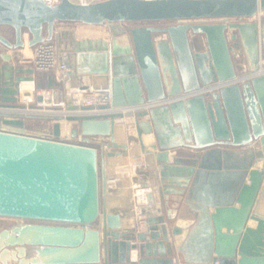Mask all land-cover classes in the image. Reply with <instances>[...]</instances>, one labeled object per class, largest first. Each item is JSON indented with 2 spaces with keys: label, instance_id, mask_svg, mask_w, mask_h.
Here are the masks:
<instances>
[{
  "label": "water",
  "instance_id": "1",
  "mask_svg": "<svg viewBox=\"0 0 264 264\" xmlns=\"http://www.w3.org/2000/svg\"><path fill=\"white\" fill-rule=\"evenodd\" d=\"M263 10L264 0H0V25L15 31L13 40L0 32L1 45L55 39L69 68L68 90L60 94L67 114L11 112L43 109L41 94L28 105L19 98L21 82L43 85L32 66L0 53V216L41 221L0 230V264H175L178 256L180 264H264V74L236 80L237 53L250 72L264 57V18L257 20ZM58 21L109 24L111 38H76L73 30L56 29ZM162 21L170 22L155 24ZM192 36H204L205 48L194 49ZM77 81L110 87L108 107L139 109L73 114L93 108L74 104ZM214 81L234 82L170 99ZM58 85L48 74L46 87ZM124 116L134 117L141 141L153 134L158 146L147 152L158 164V190L148 193L141 229L101 211L106 158L122 151L89 145L107 137L109 146L128 150L115 138L116 118ZM29 118L51 120L53 137L25 133ZM63 120L80 143L59 139ZM179 148L195 152L182 155Z\"/></svg>",
  "mask_w": 264,
  "mask_h": 264
},
{
  "label": "crops",
  "instance_id": "2",
  "mask_svg": "<svg viewBox=\"0 0 264 264\" xmlns=\"http://www.w3.org/2000/svg\"><path fill=\"white\" fill-rule=\"evenodd\" d=\"M85 38V37H82ZM96 38H100V37H96ZM162 38H165L164 36ZM192 40H193V47L194 49H203L205 48V41H204V36H192ZM105 39V38H102ZM108 40V39H106ZM28 49H31V47L29 48L28 45H26V47L24 48H20V49H9L6 48L5 46L0 44V53L1 54H9L11 56V62L14 64H17V62L15 63V52L19 53V61L18 64L20 65H24V66H30L29 64H27L24 60L25 58H27V56H29L28 53ZM27 50V51H26ZM26 52V53H25ZM242 53V52H241ZM240 53V54H241ZM238 57V56H237ZM242 59V60H241ZM240 61H237V68H238V72L242 71L241 70V62H246V60L244 58H241ZM48 74H52V72H40L37 79L38 81L43 85V88H46V83L48 80ZM76 84H81L80 81H77ZM75 84V85H76ZM68 80L66 82V84L64 85V87H60L57 86L55 89H53L51 91V104L54 103H59L61 101V99H64L65 97L61 96L65 95L67 90H68ZM73 87V86H72ZM33 92V90H32ZM50 95V96H51ZM41 112H45V111H41ZM127 121H130V123H132V126H134L133 128H135V124H134V118L133 117H129L127 118ZM27 134H32V135H37V136H42V137H51V134H46V135H42V134H33L30 133L32 131L29 130V126L26 123V126L23 129ZM134 136L136 137L139 145H140V140L139 137L137 135L136 129H134ZM45 132H52L50 128L46 129ZM115 137L117 138L116 141L117 142H121V143H125L124 141H122L121 138L117 137V134L115 133ZM79 139V138H78ZM80 140V139H79ZM109 139L107 137H94L92 138V140L90 141L89 145L95 146L99 152H116L121 150L122 154L121 155H115V156H107L106 158V175H107V182H106V187H107V195H101V211L104 208H107V210L109 212H114V213H119L121 215L122 221H123V225L124 226H136L139 229L144 227V216L141 214V211L143 210L144 206L147 204H150L151 202L147 201V202H142L139 197H137V194L135 193V191L137 189H139L140 187H142V183L143 182H148V174H146L144 172V170H142L141 168V172H138L136 174L135 177H130L129 175L125 174V170H123L122 165L125 163V156L126 155H131L130 153H132V148L129 147L128 150H122L120 148H114L108 145V141ZM141 147V145H140ZM158 149L157 146V142L155 141V147L151 149V151H156ZM176 153L182 154V155H187L190 154L192 152H194L193 150L189 149V148H179L175 151ZM171 155H173V152H171ZM152 156V157H151ZM147 156L143 154V158H141V161L139 162H143L145 160ZM149 157H151V163L149 165V170H151V174H152V178H153V185L156 183V179H157V172H158V164L156 162V160L154 159L153 154H150ZM259 162L257 160H255L254 162V167L259 168V169H263V165L261 163V166H257L256 163ZM144 163V162H143ZM102 184V181H101ZM257 224V222L253 219H249V221L247 222V226L249 227H255ZM93 227H99L98 222H96ZM1 230V229H0ZM134 252V251H133ZM176 263L180 264L183 262L182 258L180 256L177 257V259L175 260Z\"/></svg>",
  "mask_w": 264,
  "mask_h": 264
},
{
  "label": "built area",
  "instance_id": "3",
  "mask_svg": "<svg viewBox=\"0 0 264 264\" xmlns=\"http://www.w3.org/2000/svg\"><path fill=\"white\" fill-rule=\"evenodd\" d=\"M47 4H57L61 2V0H43ZM75 3H81V4H89L101 0H70ZM264 18V10L260 11L257 14V20L261 21ZM61 23H79V22H66V21H60ZM33 49V54L30 57L25 58V62L32 66L36 71L38 72H52L54 75L56 81L59 83L58 86L64 87L66 84L69 74V68L65 63L62 62L63 59V54L60 50L59 44L57 40H45L43 42H40L36 44L35 46L32 47ZM239 56V53L236 54ZM242 71L245 73L241 76H238L236 78L237 81H244L245 79L257 75H262L264 74V57L261 55L260 57V64L259 67L256 71L250 72L248 71V67L246 62L242 64ZM35 83V81H33ZM234 82V81H214L209 85L203 86L201 89L190 91V92H181L178 93L170 99H183V98H188L190 96H194L200 93H212L214 91H218L221 87ZM36 86V83H35ZM57 87V86H56ZM55 89V88H54ZM53 89L50 88H34L33 90V100H30L29 102H26L24 98H22V95L19 96L20 101L23 103H26L27 105L30 103L36 102V96L37 94H41L44 96V100H51V91ZM71 92H72V98L74 104L81 108V107H93L92 109H87V110H82V109H77L75 111H72L73 114H106L110 112H115V111H120V112H126L129 111L130 108L134 109L135 111L138 110L139 108L137 107H132V106H120L117 108L113 107H108L113 99V93L110 87L106 88H94L91 85H84V84H76L73 87H71ZM51 95V96H50ZM58 105L63 108V113L67 114L68 111L65 110L66 103L65 99H61L59 103H54L51 104L50 102L48 105ZM43 105L47 106V104ZM99 106H103L106 108L98 109ZM13 112L14 110H10ZM58 112V111H57ZM73 125H69V128L67 130L62 131L61 139L62 141H67V142H72L70 141V137L72 136L71 130H72ZM26 133V132H25ZM53 134L51 137L52 138ZM75 143V142H73ZM87 227H90V225H87ZM178 264V263H175Z\"/></svg>",
  "mask_w": 264,
  "mask_h": 264
},
{
  "label": "rangeland",
  "instance_id": "4",
  "mask_svg": "<svg viewBox=\"0 0 264 264\" xmlns=\"http://www.w3.org/2000/svg\"><path fill=\"white\" fill-rule=\"evenodd\" d=\"M262 21H264V19ZM169 22L170 21H162V22H155V24H166ZM127 24L129 26H133V25L148 24V23L147 22H128ZM56 29L73 30L75 32L76 38H82V37H100V38H105V39L111 38L109 24L108 25H89V24H84V23H61L60 21H58L56 23ZM0 32L11 40H13L15 37V31L11 26L0 25ZM29 36L30 35H29L28 30L25 29L24 30L25 39H28ZM32 51H33L32 49H28L29 55L32 54ZM14 54H15L14 61L15 63L16 62L18 63L19 53L15 52ZM241 58L245 59L243 53L241 54L239 53V56L237 57V61H240ZM243 63L244 62H241V64ZM241 70H242V65H241ZM243 74H245L243 71H239V76ZM35 87L37 88V85ZM26 123L29 126V130L32 131L30 133L42 134V135H46V134L52 135V132H45L46 129L48 128L51 129V126H52L51 120L43 119V118H29ZM129 124L131 125L129 126ZM125 125L129 131H134L135 128H133L134 126H132V123H130V121H126ZM131 133L133 134L132 136L130 135L131 138L135 140L134 132H131ZM70 141L75 142V143H80V140L78 139V137H70ZM131 148H132V153H130L131 155L125 156V163L122 165V167H123V170H125L126 172L125 174L129 175L130 177H135L136 174L140 172L138 166H136L137 165L136 163L141 161V158H143V154H141L140 145L138 141H136V144L132 146ZM134 164H136L135 168L133 167ZM25 222H41V221H32V220L22 219V218L0 216V229L4 227H10L18 223H25Z\"/></svg>",
  "mask_w": 264,
  "mask_h": 264
},
{
  "label": "bare ground",
  "instance_id": "5",
  "mask_svg": "<svg viewBox=\"0 0 264 264\" xmlns=\"http://www.w3.org/2000/svg\"><path fill=\"white\" fill-rule=\"evenodd\" d=\"M31 49H33L31 47ZM33 54V51H32ZM29 55L30 57L32 56ZM27 56V57H29ZM35 88V83L31 80H25L23 82H21V95L22 98H24L26 100V102H29L30 100H33V92L32 90H34ZM51 100H44V104H48ZM44 108L43 109H31L29 107L26 108H22V109H14L13 112H24V113H55V114H64L62 110H58V112L56 110H50L47 108V106L43 105ZM45 111V112H41V111ZM129 111H134V109L130 108ZM125 113V112H123ZM130 116H124L122 118H116V134L118 138H121L122 141H124L125 143H127L129 145V147H132L136 144V137L135 140H133V138H131V136L133 135L131 132H135L134 131H129L128 128H126V121L127 118H129ZM134 118V117H133ZM62 125H63V129L64 131L67 130L69 128V123L66 121H62ZM131 124H129L130 126ZM131 135V136H130ZM116 138V137H115ZM117 139V138H116ZM140 140V139H139ZM141 143L144 145L145 147V151L142 150V148L140 147L141 150V154L146 155L147 157L145 158V160L141 163V162H137L136 164L133 165V167L135 168V165L138 166L139 171L141 172V168L142 170H144V172L146 174H148V186L147 187H140L139 189H137L135 191V193L137 194V197H139V199L142 202H147L148 201V193L151 192L153 193V195L157 192L158 188L157 185L154 184L153 185V178H152V174H151V170H149V165L151 163V157H149L150 153L148 154L147 152H150L152 148L155 147V137L153 134H143L142 136V141L140 140V145ZM129 149V148H128ZM153 152V151H151ZM139 164V165H138ZM257 166H261L260 162L256 163ZM134 256H136V251L133 252Z\"/></svg>",
  "mask_w": 264,
  "mask_h": 264
}]
</instances>
